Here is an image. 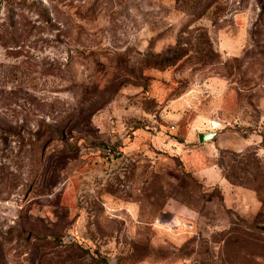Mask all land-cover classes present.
I'll list each match as a JSON object with an SVG mask.
<instances>
[{
  "label": "rangeland",
  "instance_id": "obj_1",
  "mask_svg": "<svg viewBox=\"0 0 264 264\" xmlns=\"http://www.w3.org/2000/svg\"><path fill=\"white\" fill-rule=\"evenodd\" d=\"M0 264H264V0H0Z\"/></svg>",
  "mask_w": 264,
  "mask_h": 264
},
{
  "label": "water",
  "instance_id": "obj_2",
  "mask_svg": "<svg viewBox=\"0 0 264 264\" xmlns=\"http://www.w3.org/2000/svg\"><path fill=\"white\" fill-rule=\"evenodd\" d=\"M212 133L206 132V133H197V141L198 142H203L206 140L211 139Z\"/></svg>",
  "mask_w": 264,
  "mask_h": 264
}]
</instances>
